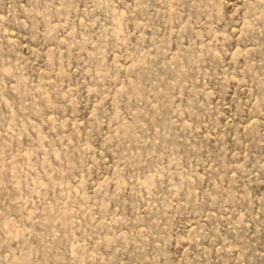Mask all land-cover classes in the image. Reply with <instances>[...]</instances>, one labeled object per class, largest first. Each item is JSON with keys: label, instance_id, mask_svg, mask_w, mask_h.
Listing matches in <instances>:
<instances>
[{"label": "rangeland", "instance_id": "obj_1", "mask_svg": "<svg viewBox=\"0 0 264 264\" xmlns=\"http://www.w3.org/2000/svg\"><path fill=\"white\" fill-rule=\"evenodd\" d=\"M0 264H264V0H0Z\"/></svg>", "mask_w": 264, "mask_h": 264}]
</instances>
